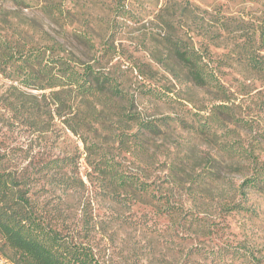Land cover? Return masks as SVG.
I'll return each mask as SVG.
<instances>
[{
  "label": "rangeland",
  "instance_id": "1",
  "mask_svg": "<svg viewBox=\"0 0 264 264\" xmlns=\"http://www.w3.org/2000/svg\"><path fill=\"white\" fill-rule=\"evenodd\" d=\"M23 2L0 9L7 38L92 64L125 95L97 101L59 93L73 132L53 95L45 104L42 91L0 74V166L23 167L49 214L78 226L88 216L94 248L109 264H214L198 250L226 243L253 248L264 264V197L240 189L264 161V72L248 65L245 52L259 47L264 55V1ZM175 39L207 50L218 86L186 78L168 45ZM139 121L158 129L140 134ZM63 156L73 158L83 181L66 193L46 184L41 171ZM103 157L147 182V193L113 194L93 168ZM233 202L242 208L230 209ZM0 264L11 263L0 256Z\"/></svg>",
  "mask_w": 264,
  "mask_h": 264
},
{
  "label": "trees",
  "instance_id": "2",
  "mask_svg": "<svg viewBox=\"0 0 264 264\" xmlns=\"http://www.w3.org/2000/svg\"><path fill=\"white\" fill-rule=\"evenodd\" d=\"M7 1L16 6L23 5L25 0H0L1 10ZM258 29L260 44L264 46V20ZM168 45L189 81L199 86L219 85L206 49L188 47L179 39L169 41ZM243 46L246 47V44ZM258 50L253 53L245 49L246 60L252 68L264 72V55ZM0 74L18 87L42 91L40 101L45 104L53 95L56 114L73 132L77 126L71 115L62 111L65 101L59 93L69 92V99L78 97L97 101L101 98L123 99L125 95L109 74L92 64L79 66L72 56L56 51L50 45L20 43L7 38L6 33L1 31ZM45 90L50 91L49 97ZM29 109L25 108L27 113H35L32 108ZM138 125L140 134L154 133L158 129L152 121H139ZM4 157L0 154V161ZM99 160L93 168L107 179V187L113 190V194H117L115 190L119 189L129 193L140 190L147 193V182L117 169L115 162L109 158ZM74 166L72 157H54L45 162L41 171L45 173L46 184L66 193L83 184L82 179L74 174ZM34 188L33 178L23 167L0 166V256L11 264H109L94 248L93 225L90 226L89 217L84 216L83 223L78 226L49 214ZM240 189L241 193L250 189L264 197V161L253 165L251 173L240 182ZM233 208H242V205L233 202L230 209ZM198 253L214 264H259L263 261L253 248L241 243L200 248Z\"/></svg>",
  "mask_w": 264,
  "mask_h": 264
}]
</instances>
